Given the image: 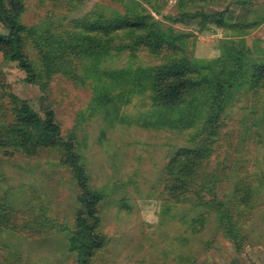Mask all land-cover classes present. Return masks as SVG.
I'll return each mask as SVG.
<instances>
[{
	"label": "rangeland",
	"instance_id": "obj_1",
	"mask_svg": "<svg viewBox=\"0 0 264 264\" xmlns=\"http://www.w3.org/2000/svg\"><path fill=\"white\" fill-rule=\"evenodd\" d=\"M16 2L17 23L40 28L20 34L33 82L23 81L27 73L0 51V207L19 210L30 227L34 216L49 220L47 235L34 238L3 225L0 211L2 259L77 264L71 241L79 189L64 161L76 150L90 187L102 195L97 230L104 243L91 264H264V87L251 90L245 71L231 88L211 92L188 84L177 105L164 103L159 93L168 80H231L238 58L259 66L264 0ZM125 16L144 23L112 31L97 25L121 23ZM153 30L172 39L188 35L172 44L167 37L161 45ZM7 32L0 23V33ZM174 70L180 73L170 74ZM12 96L41 116L53 112L56 146L30 140L29 150L21 148ZM210 116L217 121L213 127ZM181 149L193 153L198 172L224 175L217 195L232 210L221 221L233 211L234 225L219 226V201L205 194L215 177L186 179L189 192L181 200L167 191L164 167ZM227 225L243 237V250L227 238Z\"/></svg>",
	"mask_w": 264,
	"mask_h": 264
},
{
	"label": "trees",
	"instance_id": "obj_2",
	"mask_svg": "<svg viewBox=\"0 0 264 264\" xmlns=\"http://www.w3.org/2000/svg\"><path fill=\"white\" fill-rule=\"evenodd\" d=\"M8 5H0V23L3 24L7 29V33H0V51L2 52V56L6 61H12L16 62L17 66L24 70L27 73V76L24 78L23 81L25 82H33L32 78L34 76V71L31 65L26 63L23 59V55L21 53V32L29 31V33H35L40 28L38 26H30V27H24L23 25H20L17 23V14L20 10V5L16 2V0H7ZM80 1V0H75ZM196 15L192 16L195 17ZM101 23H98V26H101V28L105 29L106 31H112L113 29H117L119 27L127 28V29H133L138 28L144 23L143 17L133 18V17H122L121 23H115V24H108L107 22L100 21ZM151 35H153L152 38H154V42L164 44L165 41L168 39L170 40V44L178 41L182 42L185 40L187 33H182L179 37H169L164 32H159L158 30H153ZM51 36V35H49ZM45 37V36H44ZM168 37V39H166ZM168 44V45H170ZM78 49V48H77ZM244 52L247 51L246 49L243 50ZM241 55V53H240ZM239 55V57H240ZM248 62V63H247ZM245 71L250 74L251 77V90H257L260 87H264V61L260 62L259 66H254L248 58V61H243L239 63L236 59L232 65V72L229 75L231 77V80L225 81L224 83L220 82H208L206 79L201 78L205 81H194L193 84L190 83L187 80H182L179 82L176 81H167L165 84L162 85L160 96L161 100L168 104V105H177L181 99L183 98V95L186 93L187 90H189V86H205L206 89L211 90L213 92L214 90H221L223 87L231 88L234 86L236 78L238 75L240 76ZM180 73L179 70L171 71L170 74L172 75H178ZM189 84V86H187ZM259 84H262L261 86H258ZM204 88V87H203ZM221 88V89H220ZM14 108L15 113V123L13 128L19 129V134L21 137H24V141L20 142V146L23 149L29 150L31 147H28V143L30 140H33L32 143L37 146H56V139L54 136L58 133L59 127L54 122L53 118V112L51 110H46L44 116L39 115L37 112H35L31 106L27 103L26 100L23 98H17L16 96H12L10 101ZM217 121L213 120V117H208V124L209 126L213 127L216 125ZM5 144V142L0 138V144ZM69 147H66V149ZM9 154V153H8ZM192 152L188 151L186 149H181L179 151H176L173 153L165 167V183H166V189L174 198H178L177 200L183 199V196H185L189 191H186L187 189L184 188V186L187 185L186 179H191L192 176L198 175V178L200 179V174L206 178V180H212L210 178L215 177V185L212 187L211 191H204L199 188V194L203 195V192L205 194H210L212 200H218V210L222 209V212H220L219 216V226L222 224H230L229 222L235 223L233 220L234 214L232 211V214L229 215V219L233 220L230 221L228 219V216L226 217V220H222V214L225 212H231L232 207L230 204H227L222 199L221 196L217 195V190L220 189V185L218 184L223 183L225 181L224 175L220 174V171L217 172L215 175L212 174L209 176V173L206 171L204 173L197 171V159H192ZM69 156V154H68ZM64 161L67 162L72 166V174L75 178L77 187L79 189L78 194V202H79V209L76 211L75 216V227L77 229V234L74 233V240L71 241V246L76 251V261L77 264H91V258L95 251L100 249L103 246L104 239L101 233L98 232L97 226L99 223V217L97 216V203L102 198V195L97 194L89 185V177L88 173L83 167V165L80 162V155L79 153L74 150L71 152L70 157L64 158ZM209 176V177H208ZM181 191V192H180ZM181 194H183L181 196ZM197 196V195H196ZM204 196H199L195 199L196 205H201L202 199ZM229 203V202H228ZM217 206L213 205L212 208H217ZM1 211V217L3 218L2 224L5 225L7 223L12 224L11 227H14L16 230H20L24 234L28 236H32L34 238L40 237V239L47 235L46 233V225L47 221L49 220V217L43 214V219L39 221V219L34 216L33 221H31L32 225L31 227L24 223V219L20 220L22 216H24L19 210H16L15 208L7 209L5 207H0ZM17 216H16V215ZM18 217V218H16ZM25 218V216H24ZM48 218V219H47ZM26 222V220H25ZM40 224L38 225V223ZM231 223L230 225H234ZM34 224V225H33ZM37 225V227H36ZM230 225H227L230 227ZM231 234L226 235L228 239L232 241V243L235 246L236 251H241L244 249V246L242 245L243 237L239 236V232L233 228L230 227ZM46 233V234H45ZM42 234V235H41ZM46 239V237H45ZM44 239V240H45ZM43 240V242H44ZM0 264H8V260L6 258L2 259L0 256Z\"/></svg>",
	"mask_w": 264,
	"mask_h": 264
}]
</instances>
